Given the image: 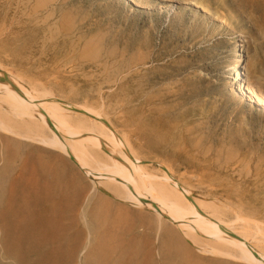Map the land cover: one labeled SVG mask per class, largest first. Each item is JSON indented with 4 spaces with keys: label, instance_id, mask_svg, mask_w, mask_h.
<instances>
[{
    "label": "rangeland",
    "instance_id": "374dc122",
    "mask_svg": "<svg viewBox=\"0 0 264 264\" xmlns=\"http://www.w3.org/2000/svg\"><path fill=\"white\" fill-rule=\"evenodd\" d=\"M240 56L245 94L232 73ZM0 73L100 112L70 113L105 122L150 171L172 172L232 236L237 217L264 226V0H0ZM95 181L72 155L0 129V264H90L98 209L116 220L115 264H251L203 251L150 200ZM22 233L35 255L7 251L24 247Z\"/></svg>",
    "mask_w": 264,
    "mask_h": 264
},
{
    "label": "bare ground",
    "instance_id": "6f19581e",
    "mask_svg": "<svg viewBox=\"0 0 264 264\" xmlns=\"http://www.w3.org/2000/svg\"><path fill=\"white\" fill-rule=\"evenodd\" d=\"M243 60V56H240L234 63L236 65L232 68V73L234 84L245 94L246 90L241 86L243 77L240 72ZM17 79L15 76L9 77L0 73V129L72 155L85 173L98 180L94 184L104 185L108 191L111 190L123 200L132 201L139 206L143 204L141 197L150 200L147 202L149 207L161 213L158 214L159 221L162 222L161 215L169 217L203 251L233 257L246 263L264 264V226L259 222L237 217L244 223L241 224L242 228L240 226L242 232L236 233L238 238L232 236L231 225L220 216L215 205L192 198L187 186L184 187L172 177V172L169 174L162 171L158 174L150 171L142 164L128 140L120 137L105 122L89 121L90 119L87 121L86 117L73 118L70 113L75 108L101 118L100 112L86 106L66 103L48 90L40 91L33 87L28 89ZM49 121L62 138L53 130ZM46 128L50 129L51 134L47 133ZM105 202L106 200L102 201ZM101 212L103 213L98 209L92 215V224L89 227L93 234L89 252L90 264H102L103 258L115 264L110 257L114 249L112 241L116 220L109 213L103 215ZM251 222L254 226L250 230L247 226ZM25 231L29 234L27 229ZM22 234L20 242L24 247L21 248L17 240L13 246L5 247L7 251L19 253L20 257L39 251L38 241ZM199 234L206 237L204 242ZM249 238L254 240V244H251ZM43 239L46 240L45 236ZM76 249L75 245L70 248V258ZM50 252L55 254L54 251Z\"/></svg>",
    "mask_w": 264,
    "mask_h": 264
}]
</instances>
